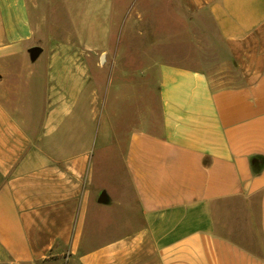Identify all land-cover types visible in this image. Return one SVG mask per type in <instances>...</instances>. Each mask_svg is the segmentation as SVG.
<instances>
[{
    "label": "crops",
    "instance_id": "crops-1",
    "mask_svg": "<svg viewBox=\"0 0 264 264\" xmlns=\"http://www.w3.org/2000/svg\"><path fill=\"white\" fill-rule=\"evenodd\" d=\"M55 1L0 0V264H264V0H178L210 15L240 78L154 64L159 127L141 112L131 120L125 95L140 72L121 68V52L107 63L119 77L95 96L93 56L108 60L134 1H70L62 31ZM120 108L127 130L115 135ZM114 137L118 193L96 182L93 163ZM110 202L121 230L100 237Z\"/></svg>",
    "mask_w": 264,
    "mask_h": 264
},
{
    "label": "rangeland",
    "instance_id": "rangeland-1",
    "mask_svg": "<svg viewBox=\"0 0 264 264\" xmlns=\"http://www.w3.org/2000/svg\"><path fill=\"white\" fill-rule=\"evenodd\" d=\"M70 1H72V5L75 1L78 9L84 7L79 4L82 0H58L51 7L52 16L50 15V19L54 18V28L59 31L70 29L67 21L68 16L63 10ZM131 1H134L135 6L131 8V14L127 21L114 26L115 36L111 40L108 60H103L105 53L95 52L93 56L95 96L98 92L100 98L102 97L103 85L109 74L114 73L115 77H119V68L115 72H110V68L107 66V63L111 62V59L116 57L119 52L122 53L119 61L123 65L121 68L135 69L140 72L139 78L135 81V89H131L125 95L127 100L128 98L131 100H126V105L131 111V120L134 118L137 120L139 112H141L142 118L147 120L151 118L157 127L160 123V105L154 64L167 62L203 68L210 72L214 82L218 84H230L239 81L238 71L229 55L220 52L223 42L208 13H189L181 7L178 0ZM102 2L103 0H94L93 7L102 6ZM102 8L103 6L100 9ZM121 31H125V35H120ZM37 59L34 61L41 62ZM14 78L15 76L12 77V79ZM96 107L98 118L95 121L100 126L101 105H96ZM120 112L121 108L111 114L110 117L111 124L115 128L113 131L115 135L125 134L127 130L125 126L120 127L119 116L122 114ZM124 119L127 118L121 116V121L125 122ZM120 143H117V139L114 137L110 146L109 144L105 146L104 155L99 152L100 142L97 143L93 162L96 182L105 185V188H110L115 193L125 188L123 182L126 175L121 158L123 140H120ZM119 186L123 188L121 189ZM104 208L109 213L110 226L109 229L100 232V237L112 235L121 230L120 227L122 226L119 219L122 215L121 207L115 202H110ZM252 247L260 250L261 244L258 238L251 244Z\"/></svg>",
    "mask_w": 264,
    "mask_h": 264
},
{
    "label": "water",
    "instance_id": "water-1",
    "mask_svg": "<svg viewBox=\"0 0 264 264\" xmlns=\"http://www.w3.org/2000/svg\"><path fill=\"white\" fill-rule=\"evenodd\" d=\"M41 52H42V47L39 45H35L29 48L30 57L33 61L39 57ZM104 199H105V193H103L101 200Z\"/></svg>",
    "mask_w": 264,
    "mask_h": 264
}]
</instances>
